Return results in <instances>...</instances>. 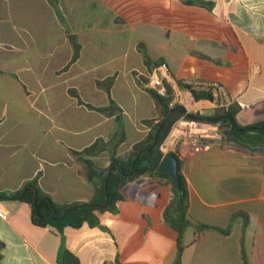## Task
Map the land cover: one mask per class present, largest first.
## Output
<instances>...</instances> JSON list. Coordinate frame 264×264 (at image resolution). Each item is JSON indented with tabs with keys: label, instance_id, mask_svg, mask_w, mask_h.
<instances>
[{
	"label": "crops",
	"instance_id": "crops-1",
	"mask_svg": "<svg viewBox=\"0 0 264 264\" xmlns=\"http://www.w3.org/2000/svg\"><path fill=\"white\" fill-rule=\"evenodd\" d=\"M57 8L64 23L49 0H0V192L39 175L57 204L91 200L73 152L117 135L124 158L158 122L138 81L151 72L140 45L165 64L173 103L203 116L231 108L252 129L178 158L191 222L183 233L162 218L170 186L151 177L124 186L116 215L98 214L106 230L61 235L34 225L27 204L0 200V264H61L62 246L81 264H244V255L264 264V0H57ZM197 82H219L221 101L196 100L184 86ZM84 158L110 165L106 152Z\"/></svg>",
	"mask_w": 264,
	"mask_h": 264
},
{
	"label": "trees",
	"instance_id": "trees-1",
	"mask_svg": "<svg viewBox=\"0 0 264 264\" xmlns=\"http://www.w3.org/2000/svg\"><path fill=\"white\" fill-rule=\"evenodd\" d=\"M49 1L56 8V14L59 20L64 23V18L57 8V0ZM201 3L210 8V4L205 2ZM139 49L143 53L145 63L150 71L156 66L164 64L161 61L152 60L147 55L143 45H140ZM79 52L80 45L75 44V51L71 63L78 59ZM138 81L155 102L157 113L156 120L158 122L152 126L150 132L142 141L133 146L131 152L124 158L116 156V151L123 140L121 136L117 135L109 141L98 139L83 151L73 152V154L78 157V161L84 165V178L94 187V193L89 202L74 204L55 203L53 199L40 188L39 175L28 181L25 186L17 192H0V200H18L27 204L31 208V219L34 225L42 228L52 227L61 235L68 227L78 229L84 225L91 228L97 227L106 230V227L101 224L98 214L111 213L116 215L118 213L119 203L124 199L122 194L124 186L142 177H151L170 186L173 197L169 205L163 211L162 218L170 227L174 228L180 234L183 233L191 224L188 219L189 201L185 182L180 175L181 185L185 195L183 201L177 207H174L179 194L172 179L159 171L161 162L167 156L161 152L160 146L170 133L173 125L182 117L198 121L219 122L220 130L224 136L238 141L243 134L249 132L252 128L239 127L234 120V112L231 108L223 111L217 109L213 116L187 113L183 106L173 103L174 90L170 84L165 83L166 94L160 95L148 87V79L139 77ZM184 87L191 90L196 100H213V96L210 93L194 90L192 86L189 85ZM154 121L155 120H151L147 123L153 124ZM105 152L109 153L110 156V165L105 169L97 168L92 160L84 158V156L94 157ZM195 227L197 229L209 228L206 225H196ZM2 248L3 243L0 242V262L2 258ZM243 260L244 264H249L245 255ZM60 263L81 264L79 259L63 246L60 251Z\"/></svg>",
	"mask_w": 264,
	"mask_h": 264
},
{
	"label": "built area",
	"instance_id": "built-area-1",
	"mask_svg": "<svg viewBox=\"0 0 264 264\" xmlns=\"http://www.w3.org/2000/svg\"><path fill=\"white\" fill-rule=\"evenodd\" d=\"M169 81L166 66L161 64L150 72L148 87L160 95H165V83L169 84ZM192 88L212 94L213 100L214 97L220 100L224 94V87L219 82H197ZM179 103L184 107L185 102L179 100ZM223 138L224 134L220 130L219 122L198 121L182 117L173 125L161 144L160 150L164 155L174 154L177 158H181L186 149L193 153H200Z\"/></svg>",
	"mask_w": 264,
	"mask_h": 264
},
{
	"label": "water",
	"instance_id": "water-1",
	"mask_svg": "<svg viewBox=\"0 0 264 264\" xmlns=\"http://www.w3.org/2000/svg\"><path fill=\"white\" fill-rule=\"evenodd\" d=\"M179 166V160L174 154H168L159 166V171L168 175L172 179L173 184L179 194L178 200L174 204V207H177L183 201L185 195V192L181 185Z\"/></svg>",
	"mask_w": 264,
	"mask_h": 264
},
{
	"label": "rangeland",
	"instance_id": "rangeland-1",
	"mask_svg": "<svg viewBox=\"0 0 264 264\" xmlns=\"http://www.w3.org/2000/svg\"><path fill=\"white\" fill-rule=\"evenodd\" d=\"M175 104H179V105H181L180 103H179V101H177ZM182 106V105H181Z\"/></svg>",
	"mask_w": 264,
	"mask_h": 264
}]
</instances>
